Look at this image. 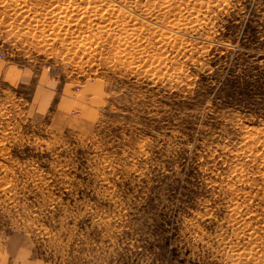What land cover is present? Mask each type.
I'll return each instance as SVG.
<instances>
[{
  "label": "rangeland",
  "instance_id": "374dc122",
  "mask_svg": "<svg viewBox=\"0 0 264 264\" xmlns=\"http://www.w3.org/2000/svg\"><path fill=\"white\" fill-rule=\"evenodd\" d=\"M0 62V244L264 264V0H0Z\"/></svg>",
  "mask_w": 264,
  "mask_h": 264
},
{
  "label": "crops",
  "instance_id": "0c3cea01",
  "mask_svg": "<svg viewBox=\"0 0 264 264\" xmlns=\"http://www.w3.org/2000/svg\"><path fill=\"white\" fill-rule=\"evenodd\" d=\"M9 70L0 62V86L3 85ZM0 264H46L34 255L30 244L22 236L9 237L0 244Z\"/></svg>",
  "mask_w": 264,
  "mask_h": 264
},
{
  "label": "bare ground",
  "instance_id": "6f19581e",
  "mask_svg": "<svg viewBox=\"0 0 264 264\" xmlns=\"http://www.w3.org/2000/svg\"><path fill=\"white\" fill-rule=\"evenodd\" d=\"M68 4V3H67ZM146 4V3H145ZM94 10V9H93ZM162 13V12H161ZM90 19V18H89ZM93 22V21H92ZM60 23V22H59ZM84 24V23H83ZM65 27V26H64ZM120 27V26H119ZM184 27V26H183ZM70 30V29H69ZM170 31V30H169ZM75 35V34H74ZM117 36V35H116Z\"/></svg>",
  "mask_w": 264,
  "mask_h": 264
}]
</instances>
